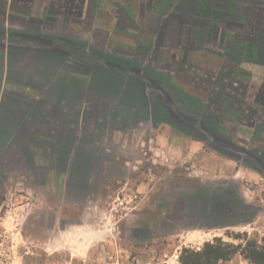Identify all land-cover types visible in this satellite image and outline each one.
<instances>
[{
	"label": "rangeland",
	"instance_id": "374dc122",
	"mask_svg": "<svg viewBox=\"0 0 264 264\" xmlns=\"http://www.w3.org/2000/svg\"><path fill=\"white\" fill-rule=\"evenodd\" d=\"M208 30L200 57L202 34L189 39L184 29L153 50L110 46L128 70L140 62L161 73L149 86V116L101 128L95 147L105 169L88 179L91 191L65 192L64 182L63 192L51 185L0 198V264H180L183 249L215 238L261 243L264 75L230 65ZM224 264L249 262L237 254Z\"/></svg>",
	"mask_w": 264,
	"mask_h": 264
},
{
	"label": "crops",
	"instance_id": "0c3cea01",
	"mask_svg": "<svg viewBox=\"0 0 264 264\" xmlns=\"http://www.w3.org/2000/svg\"><path fill=\"white\" fill-rule=\"evenodd\" d=\"M207 25L230 65L264 75V0H0L1 200L51 185L63 192L64 182L65 192L91 191L88 179L105 169L95 136L149 116L161 74L140 62L128 70L110 46L153 50L184 29L202 34L200 57Z\"/></svg>",
	"mask_w": 264,
	"mask_h": 264
},
{
	"label": "trees",
	"instance_id": "16d2710c",
	"mask_svg": "<svg viewBox=\"0 0 264 264\" xmlns=\"http://www.w3.org/2000/svg\"><path fill=\"white\" fill-rule=\"evenodd\" d=\"M240 254L249 264H264V237L261 243L248 242L246 245L224 242L215 238L199 250L183 249L180 264H224Z\"/></svg>",
	"mask_w": 264,
	"mask_h": 264
}]
</instances>
